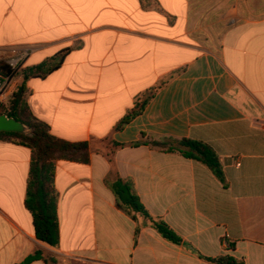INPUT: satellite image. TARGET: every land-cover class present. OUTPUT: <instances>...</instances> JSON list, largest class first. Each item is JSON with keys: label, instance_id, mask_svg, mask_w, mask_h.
<instances>
[{"label": "crops", "instance_id": "1", "mask_svg": "<svg viewBox=\"0 0 264 264\" xmlns=\"http://www.w3.org/2000/svg\"><path fill=\"white\" fill-rule=\"evenodd\" d=\"M13 48L30 50L23 70L67 50L26 103L90 154L55 164L52 247L25 206L31 151L0 140V264H264V0H0V51ZM182 139L213 150L223 181L168 150ZM118 178L179 245L116 207Z\"/></svg>", "mask_w": 264, "mask_h": 264}, {"label": "trees", "instance_id": "2", "mask_svg": "<svg viewBox=\"0 0 264 264\" xmlns=\"http://www.w3.org/2000/svg\"><path fill=\"white\" fill-rule=\"evenodd\" d=\"M66 53L67 50L55 55L51 62L22 70L21 81L8 101L7 110L0 112L23 123L29 129L28 135L0 132V140L27 147L31 151L30 168L26 180L25 206L31 214L36 239L52 247H56L59 243L58 195L54 187L55 164L57 161L88 163L89 144L88 142H68L51 135L49 127L36 119L27 106L26 83L30 78H43L56 70ZM150 94L136 101L134 108L117 124L116 130H121L141 114ZM173 142L176 147L168 150H176L186 158L204 164L218 180L223 181V172L218 157L208 145L188 139ZM105 183L113 192L118 209L127 213L132 211L143 214L164 239L176 245L180 244L181 239L164 222L154 220L148 215L130 182L118 178L113 183L106 179ZM204 259L211 264H243L231 256Z\"/></svg>", "mask_w": 264, "mask_h": 264}, {"label": "built area", "instance_id": "3", "mask_svg": "<svg viewBox=\"0 0 264 264\" xmlns=\"http://www.w3.org/2000/svg\"><path fill=\"white\" fill-rule=\"evenodd\" d=\"M29 49L13 48L0 51V110H7L8 101L20 83Z\"/></svg>", "mask_w": 264, "mask_h": 264}, {"label": "water", "instance_id": "4", "mask_svg": "<svg viewBox=\"0 0 264 264\" xmlns=\"http://www.w3.org/2000/svg\"><path fill=\"white\" fill-rule=\"evenodd\" d=\"M0 132L28 135L29 129L23 123L6 114H0Z\"/></svg>", "mask_w": 264, "mask_h": 264}, {"label": "rangeland", "instance_id": "5", "mask_svg": "<svg viewBox=\"0 0 264 264\" xmlns=\"http://www.w3.org/2000/svg\"><path fill=\"white\" fill-rule=\"evenodd\" d=\"M0 112H1V110H0Z\"/></svg>", "mask_w": 264, "mask_h": 264}]
</instances>
